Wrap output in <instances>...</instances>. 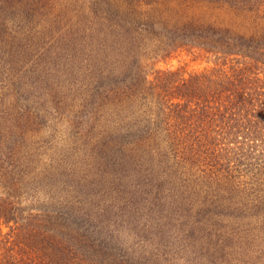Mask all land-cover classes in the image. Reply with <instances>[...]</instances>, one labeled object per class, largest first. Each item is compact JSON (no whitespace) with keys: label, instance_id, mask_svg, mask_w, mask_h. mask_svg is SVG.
Segmentation results:
<instances>
[{"label":"rangeland","instance_id":"obj_1","mask_svg":"<svg viewBox=\"0 0 264 264\" xmlns=\"http://www.w3.org/2000/svg\"><path fill=\"white\" fill-rule=\"evenodd\" d=\"M226 1L118 4L128 13L134 34L133 20L145 17L264 34V9L248 10ZM7 13L0 38V198L16 189L23 204L68 202L90 209L96 218L117 224L121 237L140 244L141 252L168 264H264L263 222L254 217H214L213 210L208 219L199 215L203 195L194 191L210 193L205 206L216 193L186 174L176 184L168 181L165 171L175 174L167 169L171 162L153 145H128L126 159L115 165L96 150L103 136L139 114L135 93L121 97L125 85L120 92L114 90L116 96L101 91L90 103L100 76L118 74L132 56L120 35L125 29L122 20L100 24L89 0L41 1L30 18L19 9ZM136 37L135 49L141 55L160 44L149 35ZM185 64L188 70L208 65L181 53L160 67ZM90 104L97 110L94 123L77 116ZM3 229L9 231L5 225ZM229 235L240 237L234 238L232 248H224Z\"/></svg>","mask_w":264,"mask_h":264},{"label":"trees","instance_id":"obj_2","mask_svg":"<svg viewBox=\"0 0 264 264\" xmlns=\"http://www.w3.org/2000/svg\"><path fill=\"white\" fill-rule=\"evenodd\" d=\"M41 1L46 0H0V38L8 11L19 9L30 18ZM89 2L100 24L122 20L120 35L132 54L118 74L100 76L90 103L101 91L116 96L115 89L120 92L122 85V98L133 93L140 98L139 114L103 136L98 153L115 165L126 159L128 145H153L171 162L167 169L175 174L165 171L168 181L176 184L186 174L216 193L205 206L210 193L194 191L203 195L199 215L208 219L213 210L214 217H254L264 225V34L247 35L213 24H170L161 17L134 19V34L118 0ZM226 2L264 9V0ZM141 34L160 42L147 55L135 49L136 35ZM181 53L208 65L202 70H188L189 64L160 67ZM90 105L77 116L94 123L97 110ZM12 191L16 193L3 192L0 198V264H168L141 252L140 244L121 237L117 224L105 223L90 209L68 202L23 204L18 190ZM4 225L9 227L6 233ZM239 237L229 235L223 247L232 248Z\"/></svg>","mask_w":264,"mask_h":264}]
</instances>
